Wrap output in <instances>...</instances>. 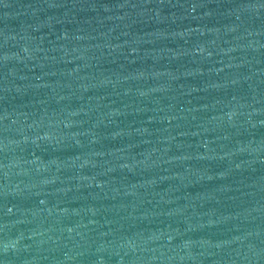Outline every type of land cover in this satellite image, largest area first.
Segmentation results:
<instances>
[{
	"label": "water",
	"instance_id": "1",
	"mask_svg": "<svg viewBox=\"0 0 264 264\" xmlns=\"http://www.w3.org/2000/svg\"><path fill=\"white\" fill-rule=\"evenodd\" d=\"M0 264H264V0H0Z\"/></svg>",
	"mask_w": 264,
	"mask_h": 264
}]
</instances>
